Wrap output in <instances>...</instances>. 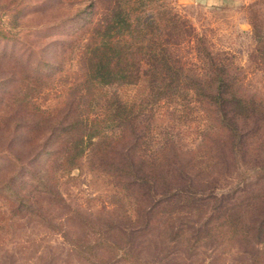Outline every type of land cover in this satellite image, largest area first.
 <instances>
[{
  "label": "trees",
  "instance_id": "1",
  "mask_svg": "<svg viewBox=\"0 0 264 264\" xmlns=\"http://www.w3.org/2000/svg\"><path fill=\"white\" fill-rule=\"evenodd\" d=\"M105 1L103 16L94 22L81 48V98L86 96L88 111L72 102L54 110L15 104L10 118L0 119V195L18 216L36 213L33 191L60 202L67 211L69 206L55 187L56 173L80 168L89 154L91 164L134 200L137 226L121 228L119 234L109 222L112 217H101L102 230L95 241L83 244L85 248L79 237L71 243L79 253L98 257L94 264H159L137 251L131 241L134 233L163 219L167 230H176L175 234L186 231L177 227V216L192 208L200 213L203 204L198 197L224 198L206 190L210 187L207 177L214 176L211 171L226 162L221 161L226 150L232 157L240 153L243 160L254 155V141L264 135V101L244 96L235 88L226 66L203 48L202 37L171 1ZM193 38L200 64L181 52L183 44ZM142 83L145 88L135 99L108 90ZM157 104L174 107L175 118L191 112L195 113L192 121L202 120V141L197 149H183L170 141L147 152L151 137L148 116ZM203 181L207 194L198 196L194 184ZM243 205L215 207V212L235 214L230 225L236 235L241 233L237 224ZM213 218H207L197 230L213 229ZM241 235L245 237L241 241L261 245L264 209L252 217L250 228ZM97 248L103 250L101 255L95 252ZM242 264H264V247L255 249Z\"/></svg>",
  "mask_w": 264,
  "mask_h": 264
},
{
  "label": "rangeland",
  "instance_id": "2",
  "mask_svg": "<svg viewBox=\"0 0 264 264\" xmlns=\"http://www.w3.org/2000/svg\"><path fill=\"white\" fill-rule=\"evenodd\" d=\"M169 1L202 37L203 48L226 66L235 88L244 96L264 101V0ZM105 4V0H0V119H9L15 104L54 110L72 102L88 111L86 96L81 98V48L94 22L103 16ZM194 44V38L184 43L181 52L200 64ZM40 61L58 64L59 69L41 66ZM144 88L142 83L108 90L124 99H135ZM155 106L148 116L151 137L147 152L157 151L170 141L183 149H197L202 141V120L192 121L195 113L191 112L178 119L174 107ZM110 132L113 135L119 130ZM253 152L243 160L240 153L232 157L226 150L221 160L226 162L211 171L214 176L207 177L206 183L210 186L207 191L224 198L198 197L203 204L200 213L192 208L177 216V227L186 231L175 234L176 230H167L165 219L141 233L137 230L131 239L137 251L159 264L248 261L255 249L264 247V241L261 245L241 241L252 217L264 209V135L255 139ZM89 159L88 154L72 172L56 173L55 187L69 206L67 211L60 202H51L45 194L33 191L36 213L18 216L11 213L7 199L0 195V264H94L98 257L79 253L71 240L79 237L82 246L95 241L102 230L101 217H112L109 222L119 234L121 228L137 226L134 200ZM23 161L20 158L19 164ZM204 182L194 184L198 196L207 194L202 189ZM241 202L242 219L237 224L241 233L236 235L230 225L235 214L215 212V207L232 209L234 203ZM209 217H214L213 229L198 231ZM219 224L222 226L218 228ZM95 252L101 255L103 250L97 248Z\"/></svg>",
  "mask_w": 264,
  "mask_h": 264
},
{
  "label": "crops",
  "instance_id": "3",
  "mask_svg": "<svg viewBox=\"0 0 264 264\" xmlns=\"http://www.w3.org/2000/svg\"><path fill=\"white\" fill-rule=\"evenodd\" d=\"M192 1H209V2H215V0H192Z\"/></svg>",
  "mask_w": 264,
  "mask_h": 264
}]
</instances>
